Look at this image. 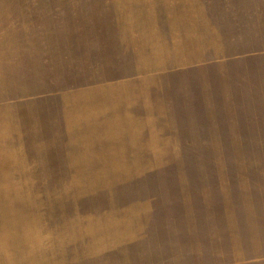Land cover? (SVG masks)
<instances>
[{
  "label": "rangeland",
  "instance_id": "1",
  "mask_svg": "<svg viewBox=\"0 0 264 264\" xmlns=\"http://www.w3.org/2000/svg\"><path fill=\"white\" fill-rule=\"evenodd\" d=\"M0 264H264V0H0Z\"/></svg>",
  "mask_w": 264,
  "mask_h": 264
},
{
  "label": "crops",
  "instance_id": "2",
  "mask_svg": "<svg viewBox=\"0 0 264 264\" xmlns=\"http://www.w3.org/2000/svg\"><path fill=\"white\" fill-rule=\"evenodd\" d=\"M105 88H109V86L105 87ZM115 88L117 90V86H115ZM117 95L120 98H122L120 94H116V95L111 96L109 98L105 95H102L99 97L100 102L97 104L98 106L94 105V104L91 106V109H94L96 111L97 110H100V111L104 110L105 111L104 116H101V118L105 119V118L109 117L108 120L105 119L106 121L104 122V124L105 125H111L110 128L101 127L103 120H98V119H100L99 117L93 118L94 120L90 119V123L94 124L96 126V129L98 130L97 132L106 134V136L104 138H102L101 141L104 143V146L109 147V148L110 147L120 148V147H122L120 145V143H122V142L129 143L131 141V138H132L130 124H133V123L127 119V116L121 117L122 119L117 118V116H121V115H119L120 113H118V111H120V110H117V108L121 107V105H122L121 103H123V101H117ZM121 110H123V109H121ZM96 111H94V112H96ZM117 119H119V120H117ZM133 141H136V140L133 139ZM132 144H135V142ZM131 154L146 155L145 151L143 150L142 153L141 152L126 153L125 156L131 155ZM119 155H121V154H119L117 152L103 154V156H112V157L113 156L117 157ZM114 163H115V165H117V161L114 160ZM112 171H115V170H112Z\"/></svg>",
  "mask_w": 264,
  "mask_h": 264
}]
</instances>
